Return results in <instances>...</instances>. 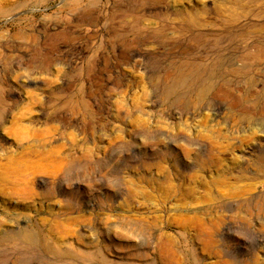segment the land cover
Listing matches in <instances>:
<instances>
[{
    "label": "rangeland",
    "instance_id": "rangeland-1",
    "mask_svg": "<svg viewBox=\"0 0 264 264\" xmlns=\"http://www.w3.org/2000/svg\"><path fill=\"white\" fill-rule=\"evenodd\" d=\"M0 125V264H264V0H0Z\"/></svg>",
    "mask_w": 264,
    "mask_h": 264
},
{
    "label": "bare ground",
    "instance_id": "bare-ground-1",
    "mask_svg": "<svg viewBox=\"0 0 264 264\" xmlns=\"http://www.w3.org/2000/svg\"><path fill=\"white\" fill-rule=\"evenodd\" d=\"M248 3H250V1L248 2ZM226 5V4H225ZM238 8V7H237ZM222 9V8H221ZM222 10H224V9H222ZM219 12H220V10H219ZM224 15V14H223ZM240 17H241V15H240ZM4 93V92H3ZM13 94H15L14 92H12ZM11 93V94H12ZM10 94V95H11ZM18 95V94H17ZM14 97V96H13ZM17 97V96H16ZM18 98V97H17ZM19 100H20V98H18ZM18 103V102H17ZM17 103L16 102H14V101H12L11 102V105H9V110H8V112H10L14 107H15V105H17ZM9 104V103H8ZM19 120V119H18ZM18 123V122H17ZM1 126V125H0ZM16 126H17V124H16V121L15 120H13V121H11L10 122V128L8 129V128H6L5 126H3L2 127V130H6V133L8 134V135H13V133L11 132V129L13 130V129H15L16 128ZM16 130H17V128H16ZM12 157H10L9 156V158H8V164L9 165H7V168H9L10 166H16V167H18L19 166V168H26V170H30V161L27 159V160H24V161H17V163H16V161L15 160H12L11 159ZM32 165V164H31ZM17 170V169H16ZM20 170V169H19Z\"/></svg>",
    "mask_w": 264,
    "mask_h": 264
}]
</instances>
